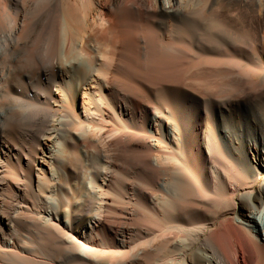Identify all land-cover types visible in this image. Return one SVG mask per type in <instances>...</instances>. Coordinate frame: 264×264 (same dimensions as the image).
<instances>
[{"label": "bare ground", "instance_id": "1", "mask_svg": "<svg viewBox=\"0 0 264 264\" xmlns=\"http://www.w3.org/2000/svg\"><path fill=\"white\" fill-rule=\"evenodd\" d=\"M262 47L264 0H0V264H264Z\"/></svg>", "mask_w": 264, "mask_h": 264}, {"label": "rangeland", "instance_id": "2", "mask_svg": "<svg viewBox=\"0 0 264 264\" xmlns=\"http://www.w3.org/2000/svg\"><path fill=\"white\" fill-rule=\"evenodd\" d=\"M144 24L146 25V23L144 22ZM143 24V25H144ZM208 33H206V34H202L203 35V38H210L211 37V35L210 34H208V35H210V36H208L207 35ZM224 38L222 37V35L220 36V42L221 43H223L224 42ZM255 51H256V53H259V54H263L264 55V48L262 47L260 50L258 49V48H255ZM257 108L259 109V108H261L260 106H257Z\"/></svg>", "mask_w": 264, "mask_h": 264}]
</instances>
